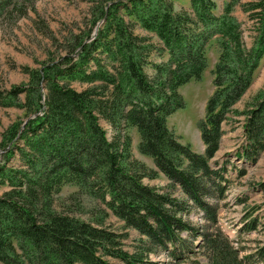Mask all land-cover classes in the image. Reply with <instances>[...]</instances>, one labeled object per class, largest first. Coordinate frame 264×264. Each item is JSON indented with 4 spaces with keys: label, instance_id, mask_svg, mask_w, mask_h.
<instances>
[{
    "label": "trees",
    "instance_id": "trees-1",
    "mask_svg": "<svg viewBox=\"0 0 264 264\" xmlns=\"http://www.w3.org/2000/svg\"><path fill=\"white\" fill-rule=\"evenodd\" d=\"M16 1L2 4H24ZM89 1L90 18L72 34L65 54L38 69L25 66L27 83L0 90V106L22 107L30 117L1 134L2 151L9 147L0 162V186L11 188L0 197V264H109L107 257L142 264L161 249L180 259L190 249L191 235L200 238L208 264H264L263 245L239 257L218 226L201 232L188 218L191 201L216 224V205L205 197L222 199L229 179L226 165L214 168L210 160L220 147L223 122L235 112L264 57V0H228L221 15L214 12L215 0H188L189 9L181 11L173 9L179 0ZM238 4L253 20L249 47L231 15ZM136 26L158 42L137 35ZM213 38L220 52L212 71L214 89L197 122L204 149L196 152L179 140L167 118L184 108L178 89L201 78ZM153 53L161 59H153ZM74 82L93 85L78 91ZM237 113L243 116L244 144L236 157L255 162L264 151V86ZM100 116L113 127L110 138ZM128 127L136 129L138 150L156 170L130 160ZM14 154L18 165L9 162ZM158 173L169 186L179 185L182 196L142 182ZM66 184L77 185L135 229L133 251L122 245L127 234L102 219L94 223L56 210L52 196ZM254 221L246 224L252 228Z\"/></svg>",
    "mask_w": 264,
    "mask_h": 264
},
{
    "label": "rangeland",
    "instance_id": "rangeland-1",
    "mask_svg": "<svg viewBox=\"0 0 264 264\" xmlns=\"http://www.w3.org/2000/svg\"><path fill=\"white\" fill-rule=\"evenodd\" d=\"M227 1L215 0L216 15L223 14ZM244 1L246 0H241ZM16 2H24V4L16 3L4 7L0 0V90L27 83L29 76L23 70L25 66L38 69L43 64L52 62L51 57L58 58L64 55L65 46L72 34L78 33L79 28H82L84 22L90 18L89 0H17ZM173 9L174 11L189 9V1H176ZM231 15L240 23L244 44L249 47L252 42L253 20L248 18L240 4L233 7ZM134 32L139 36H147L149 41L158 42L155 36L138 26L134 28ZM91 34L95 36L94 28ZM219 52L218 38L211 39L206 46L207 67L202 72L201 78L191 80L178 89L183 96L185 106L167 118L168 127L179 137V140L184 144L188 143L196 152H202L204 149L197 122L203 118L206 99L214 89L212 71ZM152 58L157 61L161 59L156 53H153ZM148 71L153 73L151 68ZM91 85L93 84L72 83V87L78 91ZM263 86L264 57L254 73L249 88L234 105L235 112L230 113L229 118L223 122L220 147L210 160L214 168L226 165V175L229 179L222 199L210 195L205 197L206 202L216 205V224L207 222L200 209L189 201L192 210L188 215L190 222L201 232L204 226H218L232 246L238 250L239 257L254 254L258 246H264V151L255 162L236 157L244 144L241 127L243 116L237 112L244 110ZM24 95L21 93L19 99L23 100ZM29 118L24 114L22 107L0 106V143L1 134L11 124L16 121L25 122ZM98 121L110 138L113 131L111 124L101 116ZM126 131L131 139L130 160H136L149 169L156 170L152 159L138 150L140 139L136 129L128 127ZM8 147L6 146L2 151L3 148L0 146V162ZM9 162L11 165L20 164L18 155L14 154ZM142 182L159 192H171L173 196H182L179 185L176 189L169 186L167 178L162 173H158L154 178L143 177ZM10 188L6 184L0 186V197ZM52 206L58 211L94 223L96 219H102L103 225L116 232L127 234L122 245L125 249L133 251L131 246L139 237V233L133 228L125 227L123 221L106 209L102 202L82 192L77 185H63L59 192L53 194ZM252 217L255 221L251 228L246 221ZM188 242L190 249L180 259L161 249L150 252L146 256L149 262L142 264H208L200 238L191 235L188 236ZM106 259L109 264H123L115 258ZM255 264L263 263L256 260Z\"/></svg>",
    "mask_w": 264,
    "mask_h": 264
},
{
    "label": "water",
    "instance_id": "water-1",
    "mask_svg": "<svg viewBox=\"0 0 264 264\" xmlns=\"http://www.w3.org/2000/svg\"><path fill=\"white\" fill-rule=\"evenodd\" d=\"M101 23H102V21H100V22L96 25V27L94 28V33L97 32V28H98V26H99Z\"/></svg>",
    "mask_w": 264,
    "mask_h": 264
}]
</instances>
